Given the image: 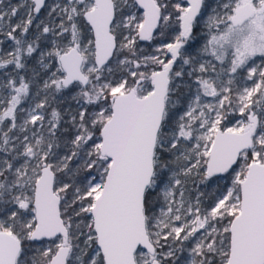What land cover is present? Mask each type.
Returning <instances> with one entry per match:
<instances>
[{
  "label": "snow or ice",
  "instance_id": "1",
  "mask_svg": "<svg viewBox=\"0 0 264 264\" xmlns=\"http://www.w3.org/2000/svg\"><path fill=\"white\" fill-rule=\"evenodd\" d=\"M0 264H264V0H0Z\"/></svg>",
  "mask_w": 264,
  "mask_h": 264
},
{
  "label": "rangeland",
  "instance_id": "2",
  "mask_svg": "<svg viewBox=\"0 0 264 264\" xmlns=\"http://www.w3.org/2000/svg\"><path fill=\"white\" fill-rule=\"evenodd\" d=\"M11 2H12L13 4H15V3H17V0H11ZM204 41H205V36H204V34H200V44L202 45Z\"/></svg>",
  "mask_w": 264,
  "mask_h": 264
},
{
  "label": "trees",
  "instance_id": "3",
  "mask_svg": "<svg viewBox=\"0 0 264 264\" xmlns=\"http://www.w3.org/2000/svg\"><path fill=\"white\" fill-rule=\"evenodd\" d=\"M201 34H203V33H201Z\"/></svg>",
  "mask_w": 264,
  "mask_h": 264
}]
</instances>
